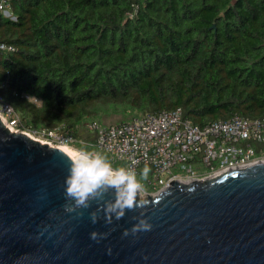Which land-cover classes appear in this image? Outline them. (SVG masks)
I'll return each mask as SVG.
<instances>
[{"label":"trees","instance_id":"1","mask_svg":"<svg viewBox=\"0 0 264 264\" xmlns=\"http://www.w3.org/2000/svg\"><path fill=\"white\" fill-rule=\"evenodd\" d=\"M11 5L16 19L0 16V40L14 47L0 55V93L25 126L89 139L79 127L111 113L180 107L198 125L264 114V0Z\"/></svg>","mask_w":264,"mask_h":264},{"label":"water","instance_id":"2","mask_svg":"<svg viewBox=\"0 0 264 264\" xmlns=\"http://www.w3.org/2000/svg\"><path fill=\"white\" fill-rule=\"evenodd\" d=\"M72 157L0 120V264H264V161L172 179L109 224L95 201L65 211ZM141 216L152 229L124 236Z\"/></svg>","mask_w":264,"mask_h":264},{"label":"built area","instance_id":"3","mask_svg":"<svg viewBox=\"0 0 264 264\" xmlns=\"http://www.w3.org/2000/svg\"><path fill=\"white\" fill-rule=\"evenodd\" d=\"M11 11V0H0V16H8ZM13 49L12 44L0 40V55ZM6 85V80L1 83ZM0 120L10 131L25 133L53 146L72 147L71 142L77 141L96 147L120 161L121 166L133 167L137 172L140 166L147 165L151 176L145 182L146 191L154 193L172 179L204 180L264 161V114L254 117L233 114L198 125L184 116L180 107L159 109L117 123L88 121L84 129L90 138L85 139L63 124L25 126L0 93Z\"/></svg>","mask_w":264,"mask_h":264},{"label":"clouds","instance_id":"4","mask_svg":"<svg viewBox=\"0 0 264 264\" xmlns=\"http://www.w3.org/2000/svg\"><path fill=\"white\" fill-rule=\"evenodd\" d=\"M149 168L145 166L140 173L133 167H114L108 156L100 151H89L86 147L75 151L65 177V211L71 213L76 209H87L95 201L97 209L90 213L93 223L98 220V213L103 211L106 223H112L113 218L120 220L126 210L143 208L149 201L144 198L145 181L148 179ZM110 194L111 198H106ZM82 215V213H77ZM152 224L143 216L132 225L131 229L123 231L124 236L138 232L150 231ZM106 233H90V238L97 240Z\"/></svg>","mask_w":264,"mask_h":264},{"label":"rangeland","instance_id":"5","mask_svg":"<svg viewBox=\"0 0 264 264\" xmlns=\"http://www.w3.org/2000/svg\"><path fill=\"white\" fill-rule=\"evenodd\" d=\"M6 17H8V18H10V19H13V20L16 19V15H15V13H14L13 8H12L11 13H10L8 16H6ZM26 98L29 99V100H31L32 102H34V103L37 104V105L40 104V100H39L38 98H36V97L28 96V97H26ZM130 117H131V115H129V114L126 115V114H124V113H111V114H106V115H104V116L102 117L101 121H99V123H101V124L117 123V122H120L121 120H127V119H130ZM86 122H88V121H85V122L81 125V127H79V129H78V131H79V133H80L81 136H86V135H88V133H87V132L85 131V129H84V125H85ZM58 125H59V124H58ZM45 126H46V125H45ZM55 126H56V125H55ZM55 126H52V127H55ZM71 145H72V147H73V149H74L75 151L78 150V149H80L81 146H83L81 143H79V142H77V141H72V142H71ZM92 150L100 151V152L106 154V155L108 156V158L112 161L114 167L121 166V162H120V161H117V160H114L108 152H105V151L99 150V149H97L96 147H92ZM145 166H147V165H142V166H140L138 173H140V172L142 171V169H143ZM147 167H148V166H147ZM148 168H149V167H148ZM175 171H177V170H175ZM150 176H151V173H150V171H149V175H148V177H150ZM183 178H185V177H182V179H183ZM185 181H186V180H185ZM145 182H146V181H145ZM153 193H154V192H152V191H146L144 197L147 196V195H152Z\"/></svg>","mask_w":264,"mask_h":264},{"label":"bare ground","instance_id":"6","mask_svg":"<svg viewBox=\"0 0 264 264\" xmlns=\"http://www.w3.org/2000/svg\"><path fill=\"white\" fill-rule=\"evenodd\" d=\"M4 124V123H3ZM57 147H59V146H57ZM61 147H63V148H65L68 152H70L71 154H72V156L74 155V153H75V150L73 149V147H70V146H61ZM186 180V181H185ZM192 179H190V178H180L179 179V181L180 182H184V183H187V182H190Z\"/></svg>","mask_w":264,"mask_h":264}]
</instances>
